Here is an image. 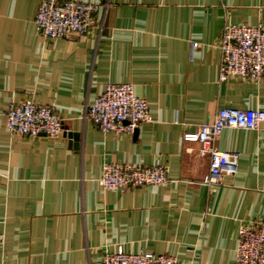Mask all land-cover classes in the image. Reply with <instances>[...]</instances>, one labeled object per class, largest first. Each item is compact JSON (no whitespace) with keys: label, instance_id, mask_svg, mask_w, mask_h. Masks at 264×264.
<instances>
[{"label":"crops","instance_id":"crops-1","mask_svg":"<svg viewBox=\"0 0 264 264\" xmlns=\"http://www.w3.org/2000/svg\"><path fill=\"white\" fill-rule=\"evenodd\" d=\"M39 1L0 0V264H101L117 247L236 264L238 228L264 221V123L222 131L216 148L239 158L210 187L208 159L183 135L221 108L264 111V78H217L223 26H264V0H74L98 5L90 34L52 41L35 31ZM107 83L146 101L135 136L85 118ZM26 99L52 107L58 138L7 131V104ZM107 163L163 166L169 182L105 191Z\"/></svg>","mask_w":264,"mask_h":264},{"label":"built area","instance_id":"built-area-1","mask_svg":"<svg viewBox=\"0 0 264 264\" xmlns=\"http://www.w3.org/2000/svg\"><path fill=\"white\" fill-rule=\"evenodd\" d=\"M98 5L74 0H40L34 16L38 37L57 40L68 37L85 38L91 32ZM197 47L196 43L192 44ZM220 62L218 82L243 79L253 82L264 78V26L226 23L219 35ZM5 126L11 135L50 139L63 132L62 120L52 107L34 104L31 100L9 102L3 112ZM85 118L99 131L113 135H132L149 122L146 101L135 96L131 83H107L102 93L85 110ZM264 123L261 109H219L212 121L201 125L195 133H186L183 140L198 143L200 157L209 161L203 183L218 185L223 175L236 171L238 153L219 151L215 142L225 129L256 131ZM168 171L163 166H143L107 163L103 165L97 184L105 191H125L130 188L165 186ZM236 264H264V221L241 225L236 235ZM101 264H188L168 255L127 253L121 247L105 253Z\"/></svg>","mask_w":264,"mask_h":264},{"label":"water","instance_id":"water-1","mask_svg":"<svg viewBox=\"0 0 264 264\" xmlns=\"http://www.w3.org/2000/svg\"><path fill=\"white\" fill-rule=\"evenodd\" d=\"M137 130L134 131L133 135H136ZM68 136L71 137V134L68 133ZM76 137V136H75Z\"/></svg>","mask_w":264,"mask_h":264}]
</instances>
